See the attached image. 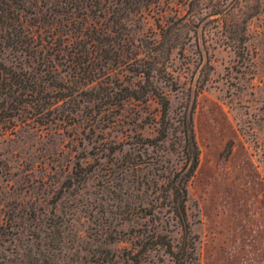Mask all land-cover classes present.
<instances>
[{"label": "rangeland", "instance_id": "1", "mask_svg": "<svg viewBox=\"0 0 264 264\" xmlns=\"http://www.w3.org/2000/svg\"><path fill=\"white\" fill-rule=\"evenodd\" d=\"M106 7L100 17L78 15L74 39L85 36L74 45L63 27L69 14L56 11V39L39 42L42 58L28 61L58 85L47 88L51 103L74 96L28 106L0 134V264H135L143 236L158 226L146 215H156L157 201L143 178L159 173L157 160L184 164L178 135L167 150L147 140L157 136V102L114 106L111 92L143 84L137 71L150 64L175 79L156 76L171 116L192 114L200 158L188 215L197 264H264V0ZM15 55L8 52V66L24 67ZM168 217L163 232L177 244ZM142 257L173 264L160 250Z\"/></svg>", "mask_w": 264, "mask_h": 264}, {"label": "trees", "instance_id": "2", "mask_svg": "<svg viewBox=\"0 0 264 264\" xmlns=\"http://www.w3.org/2000/svg\"><path fill=\"white\" fill-rule=\"evenodd\" d=\"M106 5L107 0L104 2L102 0H83L82 2L77 0H0V134L4 128H7L8 122L13 118H18L28 106L38 111L74 96L60 95L54 97L51 103L48 100L47 88L58 85H52L54 81L48 79V72L38 73L39 69L28 63L29 60L34 62L37 58H42L44 47L39 51V42L56 39V23L54 22L58 15L56 11L61 10L69 14L71 20L63 27L67 29V38L71 39L69 44L74 45L75 41L82 40L85 36L74 39L77 31L74 23L78 15L84 12V15L93 14L100 17L104 12L110 11ZM48 13H51L52 23L46 21ZM32 20L35 22L33 23ZM69 32L73 33L70 37ZM106 34L104 32L103 36ZM73 40H75L74 43H72ZM171 46L173 45H166L162 51L169 50ZM8 52L24 57L26 65L19 67L11 63L8 66ZM16 56L18 55H15V59H20ZM160 68L157 70L150 64L149 67L137 71L141 81H144L143 84L132 81L120 92H111L115 102L114 106L121 109L132 102L145 105L150 101L157 102L160 107L158 117L154 118L157 125V136L151 140L147 139L153 147L163 146L166 149L164 145L175 135H178L180 145L183 142L181 146L184 164L181 167L161 163L158 165L157 162L161 161L157 160L154 165H157L156 170L159 173H154L151 179L148 175L143 178L142 183L146 191H149L150 196H154L157 201L156 204L150 203L156 215L154 210H147L146 215L156 217L158 226L143 236L140 243L142 250L133 255L132 260L135 264H143L142 255L146 256L147 253L160 250L171 257L173 264H197L196 252L199 238L192 232L189 221L188 185L197 171L200 151L194 134L192 114L184 113L180 120L172 117L171 101L168 95L157 87V73L164 72L163 78L167 81L175 80L171 74L167 73V69L160 70ZM113 152L118 151L114 148ZM162 163H164L163 160ZM167 214L168 218H172L177 224L180 237L177 244L171 236L163 232L165 229L162 221L166 219ZM22 262L31 264V261L23 260Z\"/></svg>", "mask_w": 264, "mask_h": 264}]
</instances>
